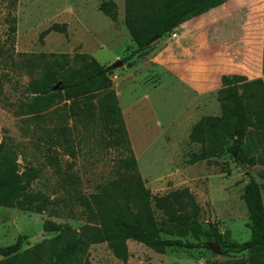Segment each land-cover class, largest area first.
<instances>
[{
	"label": "rangeland",
	"instance_id": "rangeland-1",
	"mask_svg": "<svg viewBox=\"0 0 264 264\" xmlns=\"http://www.w3.org/2000/svg\"><path fill=\"white\" fill-rule=\"evenodd\" d=\"M101 1L0 0V141L17 154L19 171L25 164L41 169L32 188L53 199V208L59 213L0 205V246L11 244L22 236L21 248L24 249L53 236L55 232L42 229L46 218L67 222L76 228L85 222L71 188L62 183L47 162V143L42 138L47 123L36 124L34 114L27 111L30 95L26 92V85L33 73L32 59L35 61L47 53L70 56L87 53L102 65L121 62L112 68V89L118 97L145 186L152 194H162L178 187L189 188L201 207L199 220L204 230L196 237H184L197 243V247H169L164 253L128 239L126 261L117 258L106 242L92 244L88 249L90 263L214 264L243 259L246 264H251L248 251L215 253L204 242H215L208 235L212 231L211 223L223 235L222 241L215 242L219 247L249 239L248 213L241 198L243 186L248 181L245 171L261 184L264 202V166L246 167L232 153L188 163L190 154L199 150V144L189 139L192 124L204 115L220 113L215 97L217 88L195 85L202 80V76L197 78L199 74L196 72H192L190 78L197 81L190 84L186 80V69H179V72L170 69L169 62L173 57L166 48L172 41L170 34L155 39L145 54L125 59L136 44L124 24L123 0H114L116 21L98 9ZM12 17L14 33L9 30ZM53 23L64 24L65 31L51 30L41 36V32ZM194 69L198 71L202 67L194 65ZM67 123L70 143L75 149L72 161L73 171L80 177L79 190L94 191L98 183L113 175L114 164L124 153L99 141L97 125H82L71 118ZM65 159L71 160L66 155L61 156V166H64Z\"/></svg>",
	"mask_w": 264,
	"mask_h": 264
},
{
	"label": "trees",
	"instance_id": "trees-1",
	"mask_svg": "<svg viewBox=\"0 0 264 264\" xmlns=\"http://www.w3.org/2000/svg\"><path fill=\"white\" fill-rule=\"evenodd\" d=\"M225 1L123 0L124 24L136 44L125 59L145 54L153 44L150 42L153 36L169 35L179 24ZM98 9L116 21L114 0L101 1ZM9 30L15 32L13 17ZM51 30L63 32L65 25L53 23L41 32V36ZM32 62L29 65L33 73L26 85L30 95L26 108L34 114L36 124L46 121L42 138L47 143V162L62 183L71 188L85 222L76 228L67 222L46 218L42 229L55 234L24 249L21 248L22 236H18L15 242L0 246V264H91L88 249L101 242H106L117 258L126 261L128 239L158 253H164L169 247H197V243L184 239L187 235L196 237L204 233L199 220L201 207L189 188L178 187L152 194L145 186L118 97L112 89V68L100 64L87 53L73 56L47 53ZM220 81L215 96L220 113L204 115L192 124L189 139L199 144V150L190 154L188 163L232 153L246 167L264 166V77L249 80L240 74H222ZM68 118L86 126L97 125L99 141L124 153L116 160L113 175L98 183L94 191L79 190L80 177L73 171L72 161L75 149L67 132L70 129ZM65 155L71 160L65 159L61 166L60 157ZM40 173L39 167L27 164L19 171L17 154L0 141V205L59 214L53 208V199L32 188V182ZM245 174L248 181L243 186L241 198L248 213L250 237L220 247V254L248 251L251 264H264L262 186L251 173L245 171ZM210 227L212 231L208 235L215 242L222 241L223 235L217 227L212 223ZM214 264L246 262L234 259Z\"/></svg>",
	"mask_w": 264,
	"mask_h": 264
},
{
	"label": "crops",
	"instance_id": "crops-1",
	"mask_svg": "<svg viewBox=\"0 0 264 264\" xmlns=\"http://www.w3.org/2000/svg\"><path fill=\"white\" fill-rule=\"evenodd\" d=\"M174 31L166 47L173 57L169 67L186 69L190 84L197 81L190 78L192 72L202 76L195 85L217 89L222 74L264 77V0H226ZM194 65L202 69L192 70Z\"/></svg>",
	"mask_w": 264,
	"mask_h": 264
},
{
	"label": "water",
	"instance_id": "water-1",
	"mask_svg": "<svg viewBox=\"0 0 264 264\" xmlns=\"http://www.w3.org/2000/svg\"><path fill=\"white\" fill-rule=\"evenodd\" d=\"M157 38H158L157 35L153 36V37L150 39V42L154 41V40L157 39ZM120 64H121V62L116 61V62L112 63V64L109 65V66H110L111 68H115V67H117V66L120 65ZM204 245H205L207 248H209L210 250H212L213 252H215V253H220V247H219V245H218L217 243H215V242H213V241H205V242H204Z\"/></svg>",
	"mask_w": 264,
	"mask_h": 264
},
{
	"label": "built area",
	"instance_id": "built-area-1",
	"mask_svg": "<svg viewBox=\"0 0 264 264\" xmlns=\"http://www.w3.org/2000/svg\"><path fill=\"white\" fill-rule=\"evenodd\" d=\"M170 35L174 37L176 35L175 31L173 30Z\"/></svg>",
	"mask_w": 264,
	"mask_h": 264
}]
</instances>
